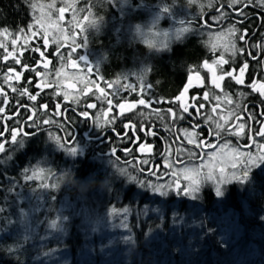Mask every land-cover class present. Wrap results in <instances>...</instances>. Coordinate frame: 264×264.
Here are the masks:
<instances>
[{"label": "trees", "instance_id": "obj_1", "mask_svg": "<svg viewBox=\"0 0 264 264\" xmlns=\"http://www.w3.org/2000/svg\"><path fill=\"white\" fill-rule=\"evenodd\" d=\"M93 3L91 13L81 11ZM222 3L231 0H144L138 9L106 0H0V56L9 47H28L29 41L42 46L45 27H59L54 34L46 31L52 48L82 44L102 82L119 78L113 86L118 100L169 98L183 83L184 64L200 55L189 43L194 21L204 33L200 13ZM165 5L170 12L162 11ZM61 7L67 8L63 21L57 15ZM40 13L46 15L40 20L43 27L35 23ZM97 16L104 22L93 26ZM135 25L141 26L138 32ZM171 30L173 37H162L161 31ZM63 50L70 51L68 46ZM146 67L151 71L145 73ZM124 84L136 92L122 93ZM144 84L151 89H143ZM30 146L0 165V207L5 208L0 213V264H17V256L23 264H264V170H253L250 183L227 184L217 201L215 189L204 190L196 201L161 198L130 183L118 171L120 165L98 157L74 160ZM24 168L29 175L35 172L34 179H23ZM122 168L135 175L130 167ZM9 178L18 182L15 191H8L13 186ZM156 208L160 211H152ZM25 236L21 250L9 254L7 248Z\"/></svg>", "mask_w": 264, "mask_h": 264}, {"label": "flooded vegetation", "instance_id": "obj_2", "mask_svg": "<svg viewBox=\"0 0 264 264\" xmlns=\"http://www.w3.org/2000/svg\"><path fill=\"white\" fill-rule=\"evenodd\" d=\"M230 4L222 3L216 11L203 13L199 19L202 21L203 29H201L204 33L209 32L212 34L213 29L216 27L225 28L229 40L221 41L226 43V50L229 54L224 55L235 57L238 64L230 65L229 62L222 65L214 64V61L220 60L221 55L218 52L208 51L204 55L205 57L195 65L193 74L199 72V78L196 79V82L187 86L188 91L179 100H177L178 95L184 90L189 75L183 80L179 89L173 92L172 96L159 99L160 103H156L157 99L154 97L149 100V96L147 98L140 97V99H145V105H139L137 100L133 102L119 101L117 94L113 95L117 90L114 88L106 89L109 93L108 98L113 101V107L111 111H108L107 101L97 99V96L100 95L98 87H105L106 82H101V76L94 71L87 49L82 44L79 43V47L77 45L72 46L75 48V55L72 60L76 61L79 72L70 78L67 75L63 76V73H67L65 71L63 73L59 71V76L55 74L58 69L54 70L52 63L60 58H53L57 48H52L50 41L46 48L42 47L41 49L45 52L47 60L41 57L39 52L32 49H22L17 53L11 47L4 49L0 56V101L6 100L7 103H0V107L5 109L3 113H0V125L7 129L21 124L24 131H30L31 129L22 124L23 121L28 120L29 116L40 122L51 120L52 123L50 124L41 123V131L35 136L26 138L25 145H31L39 141L41 144L34 147L36 150H48V152L50 150L62 157H73L57 146L55 141L50 138L51 134L63 138L62 142L67 141L68 146H75L78 150H83L82 155L73 157L74 160L86 157L90 159L96 157L99 159L110 158L116 161L115 164H120L121 167H130L139 178L156 181L168 178L175 164L190 163L195 160L201 161L208 155L211 157L218 151L220 152L221 149L227 153V148L222 147V137L228 134L222 132L221 138L217 139L213 135V129H215L217 123L227 128L228 125L232 126L236 121V112L243 103L248 105L247 113L245 112L241 121L247 123L244 128L246 134L238 136L233 147H241L245 144L251 145V139L246 138L247 132L252 128H255L256 132L262 129L264 125H262L261 120L260 122L257 120L262 110L261 107L252 108L245 94L250 95L253 103L261 104V101L264 100V96H260L249 87L254 83L256 86L259 85L258 83H264V57L262 63L257 60V57H254L256 52L264 55V47H262L264 46V27H260L255 19L250 21L247 19L241 23L244 18L240 15V11L243 9L246 12H260L264 15V7L259 6L258 2L248 4L245 7L244 4H247V0H243L236 7H229ZM221 5L226 6L222 10H227V12L224 18L217 20L215 18L220 15ZM254 8L257 10L253 11ZM234 29L236 31H233ZM241 34L245 35V40L239 39ZM233 39L238 42L235 49L242 48L246 52L234 50L230 41ZM63 45L65 47L69 44L63 43ZM63 51L67 52L69 50ZM80 56L86 57V60H80ZM223 58L227 60L225 56ZM16 60H19L20 64H17ZM47 61H50V63L48 69H45L43 64ZM205 61L212 66V71L203 67ZM244 62L249 64V68L245 70L242 76L245 81L244 84H237L235 80L227 77L219 82V88L213 84V71L217 76L228 71H233L234 75H239V68ZM22 65H26L27 68L22 67ZM88 66H91V71L88 70ZM10 69L11 71H9ZM36 71L41 72L43 75L37 76ZM17 73L20 74L18 78ZM50 81L52 82L51 86L47 87L46 85ZM37 85H40V87H37ZM14 88L16 91H13ZM25 88L27 93L21 95L20 93ZM88 89H91L96 95H85L84 93ZM205 93H208V100L204 99ZM65 94H67L68 99H64ZM147 94H150V92ZM30 95H36L37 99L30 100ZM217 96L219 100L216 99ZM230 98H233L232 102H230ZM88 103H95L96 108H86L85 106ZM120 103H133L136 106L131 109L126 108L121 114V110L117 106ZM180 104L190 107L189 113L184 114L183 119H173L168 109L171 108L172 112L176 113ZM43 105H47V108L42 107ZM200 105L204 107L200 108ZM213 108L216 111H212ZM82 111H88L89 117L81 116ZM105 113L107 114L105 115ZM230 113L231 117L229 118L228 114ZM248 113L256 115V119H249ZM136 115L141 116L138 125L130 127L128 125L130 120L123 123L124 118ZM208 115H211L213 120L206 122ZM112 117H116V119L112 123L106 124L103 129L97 126V118L102 123L104 120H111ZM150 117H158V124H150L148 122ZM228 119L232 120L230 124H228ZM114 122L117 125L111 127ZM249 125L251 126L250 129ZM194 133H199L204 138L203 142L199 140L196 142L202 144L210 142L212 147L202 146L198 148L194 143H189L190 139H196ZM256 139L259 143H264V140L260 137H256ZM5 140L7 143H5V152L0 153L1 158H6L8 155L13 156L21 149L17 144L11 142L10 136L6 135ZM141 144L151 145V148L146 152H141ZM113 148L116 149L115 154L112 152ZM126 150H131L130 154ZM252 151H257L255 146L252 147ZM190 153L194 155L190 156ZM145 159L149 161V164L142 165L144 172L141 174L135 169H138L141 166L140 162ZM169 165H173L171 169H169ZM150 168L155 169L156 175L148 176ZM166 172L169 174L166 175Z\"/></svg>", "mask_w": 264, "mask_h": 264}, {"label": "snow or ice", "instance_id": "obj_3", "mask_svg": "<svg viewBox=\"0 0 264 264\" xmlns=\"http://www.w3.org/2000/svg\"><path fill=\"white\" fill-rule=\"evenodd\" d=\"M107 3L110 4H118V3H123V4H127L128 7L130 9H138L141 7H144V0H139V3H137L136 5H132L131 4V0H106ZM243 0H231V4L228 5L229 7H236L237 5H239L240 3H242ZM259 4V6L264 7V0H247V4H245V7H247L248 4H252V3H257ZM95 4H91L86 6L84 9H82L81 11H86L91 13V9L92 7H94ZM225 6L221 5V10H220V15L218 17H216L215 19L219 20L225 17V12L222 10ZM170 7L165 5L162 8V11L164 13H168L170 12ZM67 11V8L65 7H61L59 9V14H60V19L63 20L64 18V14ZM124 11L123 9L121 10V15H124ZM240 15L244 18V20L241 21V23H243L245 20L248 19V14L246 11H244L243 9H241L240 11ZM85 20L88 19L87 16L84 17ZM104 22V18L101 16H97L91 23L93 26H98L100 24H102ZM36 24L40 25L41 27H43V24L41 23L40 20H37L35 22ZM34 27V26H33ZM77 27H79V25H77ZM140 25H135L134 26V30L135 31H139L140 30ZM117 33H119L121 31L120 28L116 29ZM183 31H187V29H184ZM233 31H236L235 29ZM38 33L37 32H33L32 35L36 36ZM180 33H178V38H179ZM240 40H245L246 37L244 34H241L239 36ZM13 43H15V40L13 41ZM49 44V38L47 35V32L45 31L43 34V45L42 47L46 48ZM64 47V45L61 43L57 49L56 52L53 54V58L59 57L61 61H65V60H71L72 62V66L76 67V61L72 60V56L75 53V48L72 47L71 44L68 45L69 49H71V51H61V49ZM77 47H79V45H77ZM166 47V46H165ZM234 50L235 49V45L232 46ZM264 47V46H262ZM37 52H39L41 57H44L45 60H47L46 54L44 51H41L40 48H36L35 49ZM236 51H240V52H246L245 49H238ZM80 60H86V57L84 56H80L79 57ZM17 64H20L19 60H16ZM50 63V61H47L43 64V67L45 69H48V64ZM214 64L217 65H222V64H227L228 61L224 60L223 56L220 57L219 61H214ZM22 67L27 68L26 65H22ZM204 68H208L210 71H212V66L208 64L207 61L204 62L203 64ZM97 68H99V65H97ZM249 68V64L247 62H244L243 65L239 68V75H234L233 71H228V72H224L222 75L217 76L215 71L212 72V82L213 84L219 88L220 87V81H222L225 77L235 80V82L237 84H244L245 81L243 80L242 76L243 73L245 72L246 69ZM34 70V69H32ZM11 71V69L9 70ZM89 71H91V69H89ZM145 73L150 72L151 68L146 67L144 69ZM57 76L60 75V72L57 71L55 73ZM19 73H17V78L19 77ZM36 75L37 76H41L43 75L41 72L36 71ZM196 78H199V72H196ZM101 79H103L101 77ZM51 81L49 82L48 85H46L47 87L51 86ZM120 80L119 78H117V80L115 81H111V82H106L105 83V87H98V92L100 93L99 96H97V99H104L107 101V105H108V111H111L112 107H113V101L112 99L108 98L109 93L106 91V89H112L113 86L115 84H119ZM189 84H191V78L189 79ZM124 89H126L129 92H136V87L132 86L131 84H124L121 85ZM37 87H40V85H37ZM152 87L151 84H144L143 85V89L146 90H150ZM249 87L252 89V91L258 93L260 96H264V83H259L258 86H256V84H252L249 85ZM13 91H16V89L14 88ZM188 88L185 87L184 88V92H187ZM25 93H27V89L25 88L20 94L24 95ZM85 95H96L95 92H92L91 89H88L87 92L84 93ZM118 94V91L116 93H113V95ZM57 95H59V93H57ZM183 96V93H181V97H178L177 100L181 99ZM30 100H36L37 96L36 95H30L29 96ZM64 99H68L67 94L64 95ZM204 99L208 100L209 96L208 93L204 94ZM217 100H219V97H216ZM149 100H151V97H149ZM161 101L159 99L156 100V103H160ZM0 103H4L6 104L7 101H0ZM77 103H79V101H77ZM139 105H145L146 101L145 99L141 98L138 100L137 102ZM261 104H264V100L261 101ZM21 107H23L22 105H20ZM119 107V109L121 110V114L123 113V111L127 108V109H131L133 107H135L136 105L133 103H128V104H124V103H120L117 105ZM42 107L47 108V105H43ZM88 109H92V108H96V104L95 103H88L85 106ZM200 108H203V105L199 106ZM5 111V109L3 107H0V113H3ZM198 111V109H197ZM212 111H216L215 108L212 109ZM168 112L170 114H172L173 119H183L184 118V114L189 113V107L180 104L179 108L177 109L176 113L172 112V109L169 108ZM107 113H105L106 115ZM81 116L83 117H89V112L88 111H82L80 113ZM260 116H264V112L259 113ZM248 118L255 120L256 119V115L252 114V113H248ZM116 119V117H112L111 120H104L102 123L100 122L99 118H97L96 123L97 126H99L101 129L104 128V126L106 124L112 123L114 120ZM213 117L211 115H208L206 117V122L207 121H212ZM30 121V123H29ZM41 123L43 124H50L52 123L51 120H44L42 122L33 119L32 116L28 117V120L23 121L22 124L26 125L29 129H31L30 131H24L23 127L21 126V124H18L16 127L13 128H5L3 125H0V153H4L5 152V143H7V141L5 140V136L8 135L11 137V142H13L14 144H17L19 146V148H24L25 147V139L30 137V136H35L38 134L39 131H41ZM262 125H264V121H261ZM198 126V125H197ZM249 129L251 128V126H248ZM244 128H245V124H239L235 130L231 129V128H227L224 127L222 124L217 123L215 129H213V135L217 138L220 139L222 136V132L227 133L228 135L231 136H243L246 133L244 132ZM114 130V129H113ZM153 135L155 133H152ZM194 137H196V139H190L188 142L189 143H194L196 147H202V146H206V147H212L210 142L207 143H198L196 142L197 140L203 142L204 138L202 136L199 135V133H194L193 134ZM18 136L20 137V139L18 140ZM256 137H260L262 140H264V127H262V129L257 130L255 132V134L250 138L251 139V145L245 144L241 147H233L231 144V141L227 139V136L224 137V141L222 144V147L224 148H230L232 149V151L236 154L231 165L230 168L231 170L226 172L225 169L223 167H221L218 170V173L213 171L212 169H208L207 171H203V169L206 168V165L203 164V162L193 168V169H189V168H184L182 169L183 172V176L181 178L180 175L177 174L176 171H170V175L172 176V179L166 183H157V182H153L150 179H139L137 175H133L132 173H129L126 169L124 168H120L118 169V171L120 172L121 175L125 176L127 178V180L130 183H134L137 184L139 186V188L143 189L145 193L151 194L152 196H157V197H161V198H167L171 195H175L177 197H187L192 201H196V200H200L202 199L201 196V191H202V186L206 183H211L214 188H215V195L217 197H222L225 195V191L226 188L225 186L227 184H230L232 182H237L240 183L241 185L245 184V183H250L252 182V172L253 170H264V143H259L256 139ZM50 138L52 140L55 141V143L57 144V146L61 149H63L64 151H66L69 155L71 156H77V155H82L83 154V150L80 149L78 150L77 147L75 146H68L67 145V141L62 142L61 137L58 136H53L50 134ZM75 143V141H73ZM255 146V148L257 149V151H252V147ZM151 148V145H145V144H141L140 145V151L141 152H146ZM116 149H112L113 154H115ZM129 154L131 152V150H126ZM194 155L192 153L189 154ZM13 159V157L11 155H8L5 159H0V165L6 164L9 161H11ZM135 159V158H134ZM141 166L138 170L141 174H143L144 172V168L142 167V165H146L149 164L148 160H142L140 162ZM173 165H169V169L172 168ZM30 169L29 168H24L22 170V176L24 180H32L35 177V172L32 173V175H29ZM190 173H194L190 174ZM166 175L169 174L168 172L165 173ZM156 175V171L154 168H150L148 170V176H153ZM88 180L91 179V177L86 178ZM10 182L13 183V186L11 188L8 189L9 192L15 191V186L16 183L18 182H13V178H9ZM44 187H49V185H43ZM86 185H82V190ZM51 187L56 188L58 187V185H51ZM53 199H55V197H53ZM148 206L145 205V214L148 211ZM5 211V208L0 207V213H3ZM123 211L125 213H127L129 210L127 208L123 209ZM152 211H156L159 212L160 209L156 208V209H152ZM178 219H179V214L175 213L174 214ZM62 219L67 220V217H63ZM260 219L262 221H264V216L260 217ZM9 224L12 223V221L9 219ZM56 222L53 221L51 226H55ZM125 228H128L129 226L127 224L123 225ZM209 232L212 231V229L208 230ZM126 240H131L132 237L128 236L125 238ZM27 240V237H23L21 240H17L13 245H10L7 248V252L9 254H12L14 252H19L23 246V243ZM16 262L17 264H23L22 261H20L19 257H16Z\"/></svg>", "mask_w": 264, "mask_h": 264}, {"label": "bare ground", "instance_id": "obj_4", "mask_svg": "<svg viewBox=\"0 0 264 264\" xmlns=\"http://www.w3.org/2000/svg\"><path fill=\"white\" fill-rule=\"evenodd\" d=\"M225 6V5H224ZM244 6H245V4H244ZM226 7V6H225ZM224 7V8H225ZM216 9H217V7L216 8H209V9H205V10H203L201 13H200V15L201 14H203V13H208V11L209 12H214V11H216ZM255 10H257V9H255L254 8V10L253 11H255ZM229 11V10H228ZM225 13L227 12V10H225L224 11ZM247 14H248V19H249V21L250 20H252V19H255V21H256V23H259V25H260V27H264V15L262 14V13H260V12H257V13H254V12H247ZM201 23H202V21H201ZM196 24H195V21H194V26H193V32H194V34H193V37H192V39H191V41L189 42V43H192L193 44V47L195 48V49H197V52L200 54L196 59H193V61H187L185 64H184V68H183V70H184V74H183V80L186 78V76H188V75H190L191 73H193V71H194V68H195V65L198 63V62H200L201 61V59L202 58H204L205 56V54L208 52V51H213V52H218V53H220V55L221 56H225L226 57V59L228 60V62L230 63V65H237L238 63H237V61H236V58L235 57H232V56H230V55H224V54H229V52H227V50H226V48H227V45H226V43H224L223 41H221V40H229V38H228V35H227V33L225 32V28L224 27H216V28H214L213 29V33L212 34H210L209 32H207V33H202L196 26H195ZM260 30V29H259ZM33 36V35H32ZM212 36H214V38L212 37ZM216 39V40H215ZM23 40V39H22ZM23 41H26V40H23ZM231 41V44H232V46L233 45H235V48H237V46H238V42H237V40H235V39H233V40H230ZM29 46L27 47V46H23V47H25V48H27V49H32V50H35L36 48H40V49H42V46H40V45H38V44H36V43H34V42H32V41H29L28 43H27ZM22 47V44H20V45H18V46H16V48L14 47L12 50L13 51H15L16 53H17V49H20V48H23ZM233 48V47H232ZM11 50V51H12ZM22 49H20V51H21ZM36 51V50H35ZM134 52H138L137 50H135L134 49ZM134 52H132L131 51V53L130 54H135ZM141 52H142V50H141ZM259 54H261V53H259V52H256V54L254 55V57H257V60L260 62V63H262L263 62V57H264V55H259ZM133 56L132 55H129V58H132ZM60 60V59H59ZM60 62V61H59ZM58 62V59L57 60H55V61H53V63H52V68L54 69V70H57L58 69V71H62V72H64L65 70H63V69H67V66H69L68 64H70V63H72L71 62V60H66V62H64V63H59ZM59 69H62V70H59ZM70 70H72V72H70V73H76V75L78 74V72H79V69L77 68V67H74L73 69H70ZM102 82V81H101ZM182 84V83H181ZM181 86V85H180ZM179 86V87H180ZM127 92V93H126ZM126 92H122V93H125L126 95H133L132 93H130V92H128L127 90H126ZM245 96H246V98L248 99V101H249V104H250V106L252 107V108H257V107H261V112H264V104H260V103H253V102H251V97H250V95L249 94H245ZM138 99H140V97H137L136 99H134V100H128V99H126V98H124L123 100H119V101H124V102H133V101H138ZM230 102H232V100H233V98H230ZM247 107H248V105L246 104V103H243L242 105H240V107L238 108V110H237V112H236V117H235V120L236 121H234V123H233V125L232 126H230V125H228V128H231V129H233V130H235V128L239 125V124H245V126H247V123H244V122H241L242 121V118H243V116H244V114H245V112H246V110H247ZM189 109H190V107H189ZM247 113V112H246ZM231 113L230 114H228V117L230 118L231 116ZM124 121H123V123H125V121L127 120V121H129L130 120V122L128 123V125L130 126V127H134V125H138L139 123H138V121H141V116H139V115H136V116H133V117H130V118H124L123 119ZM257 120L260 122V120L262 121V120H264V116H259L258 118H257ZM158 121H159V118L158 117H150V118H148V122L150 123V124H158ZM228 121H229V123L228 124H230L231 122H232V120H230V119H228ZM222 122H223V119H222ZM192 124H193V122H192ZM117 125V123H113L112 125H111V127H115ZM113 129V128H112ZM255 134V128H252V129H250L248 132H247V135H246V138L248 139V140H250V138L253 136ZM225 137V136H224ZM224 137H222L223 138V141H224ZM227 139L228 140H230L231 141V144H232V146L236 143V140L238 139V136H231V135H227ZM41 143L39 142V141H37V142H35V143H33V144H31V148H33V149H35L34 147L35 146H39ZM222 144H223V142H222ZM229 149L230 148H227V151H228V153H229ZM47 152H48V150H47ZM49 154L51 153V154H53V152L52 151H50L49 150V152H48ZM107 159V161H108V163L109 164H112V166H114L113 164H115V162L116 161H114L113 159H110V158H106ZM115 165H117V166H119L120 164H115ZM256 171V170H255ZM253 174H254V172H252V176H253Z\"/></svg>", "mask_w": 264, "mask_h": 264}, {"label": "rangeland", "instance_id": "obj_5", "mask_svg": "<svg viewBox=\"0 0 264 264\" xmlns=\"http://www.w3.org/2000/svg\"><path fill=\"white\" fill-rule=\"evenodd\" d=\"M50 5V4H49ZM49 5L46 6V8L48 9L49 8ZM51 6V5H50ZM50 9V8H49ZM60 8H57V15H58V10ZM46 19V15L40 13L39 14V17L37 20H45ZM46 31L49 32V34H54L55 30L56 29H60L59 27L55 28V27H51V26H46ZM43 33V32H42ZM175 34V31L174 30H171L170 32L168 33H164V31H161V35H163L162 37H166V38H171L173 37V35ZM214 38V36H212ZM41 38H42V41H43V35H41ZM69 66H67V69H63L65 70V72L67 73H63V76L65 77L67 75L68 78L72 77V76H75L76 73H70L72 72V70L70 69H73L74 67L72 66V63L68 64ZM70 71V72H69ZM70 74V75H69ZM66 81H69V80H66ZM211 152V151H210ZM219 152V151H218ZM215 153L213 154L211 157L208 155L206 157H204L201 161L200 160H195L193 162H190V163H183V164H175V166H173V169L171 171H176L178 175L183 176V172H182V169L184 168H189V169H193L197 166H199L202 162L204 165H206V168L203 169V171H207L208 169H212L213 171L217 172L218 173V170L223 167L225 169L226 172L230 171L231 168H230V165L235 157V153L232 151V149L229 150V153H225L222 151L219 152V153ZM73 157H76V156H73ZM104 160L107 161V159L104 157L102 158ZM122 168V167H121ZM129 167H127L128 169ZM190 174H193L194 173H190ZM172 179V176L169 175L168 178H165L163 179L162 181H156L157 183H166L168 181H170ZM212 187V188H210ZM214 186L211 184V183H206L202 186V191H201V195L202 193L204 192V190H208V192L210 193H213L214 192ZM210 190V191H209ZM174 197L173 198H176L177 196L173 195ZM170 197V196H169ZM172 197V195H171ZM168 198V197H167ZM178 198V197H177ZM221 197H217L216 195L213 197V199L215 201L219 200Z\"/></svg>", "mask_w": 264, "mask_h": 264}, {"label": "water", "instance_id": "obj_6", "mask_svg": "<svg viewBox=\"0 0 264 264\" xmlns=\"http://www.w3.org/2000/svg\"><path fill=\"white\" fill-rule=\"evenodd\" d=\"M60 15V14H59ZM205 15V14H204ZM203 15V16H204ZM63 20H64V18H63ZM62 20V21H63ZM89 69H91V66H88V70ZM191 78V83H194V82H196V79H198V78H196V74H193V73H191L190 75H189V78L188 79H190ZM198 81V80H197ZM259 84V83H258ZM189 85V80L187 81V83H186V86L185 87H187ZM182 93H183V96H184V94H185V92H184V90L182 91ZM178 97H181V94L180 95H178Z\"/></svg>", "mask_w": 264, "mask_h": 264}]
</instances>
